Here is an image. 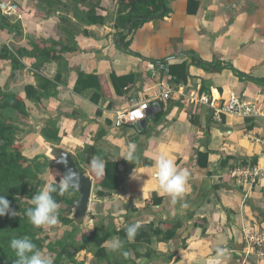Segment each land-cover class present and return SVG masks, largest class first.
I'll return each instance as SVG.
<instances>
[{
  "label": "crops",
  "instance_id": "1",
  "mask_svg": "<svg viewBox=\"0 0 264 264\" xmlns=\"http://www.w3.org/2000/svg\"><path fill=\"white\" fill-rule=\"evenodd\" d=\"M44 1L0 0V3L17 5L16 12L7 16L18 21L20 33L0 28V49L8 47L18 57L20 67L0 58V85L4 84L0 87L15 93L25 104L26 115L22 116L31 126L21 128L18 136L24 143L22 153L29 159L44 154L52 160L53 147L69 151L95 188L103 176L97 177L90 171V160L94 156L104 161L106 157L126 160L128 153L135 150L140 130L147 127L151 134L138 165L123 176L117 192L104 198L95 196L96 199L113 204L111 213L121 214L124 219L126 210L113 211L116 201L124 203L126 208L136 207L141 213L146 208L154 210L165 205L167 213L162 212L158 216L160 220L169 214L184 216L198 194L202 200L198 199L195 206L190 207L194 209L193 220L200 226L190 232L186 248L175 249L172 241L154 240L152 246L159 252L160 259L139 258L137 264H240L242 250L230 247L232 230L225 207L236 212L235 223L240 228L241 215H248L245 223L255 221L264 225V178L258 179L255 185L244 180L240 183L230 170L243 159L252 158L257 159L256 165L264 167V119L220 114L202 103L201 98L208 96L215 106H221L231 93L246 101L264 102V0H165L166 14L153 16L127 34L124 41L120 38L125 36V30L114 26L117 0H81L79 3L51 0L50 11ZM92 6L104 17L103 23L87 24L80 19L78 13ZM127 42L125 47L123 43ZM34 45L53 47L55 50L50 55L59 58L37 62L34 55L16 53L19 50L34 53ZM63 46L71 50L64 51ZM180 63L188 64L189 76L186 84L176 85L167 69ZM235 70L242 72L243 77ZM80 72L96 75L100 91L93 88L76 91L74 87ZM130 73L135 74V80L117 93L111 75ZM37 78L52 82L55 87L50 91L54 94L40 100L28 99L25 93L28 85L35 86L39 93L45 91L36 85ZM259 80L261 83L256 82ZM162 83H169L173 88L168 100L158 98ZM200 88L202 92L198 93ZM132 92H138L150 102V114L155 106L152 116L161 110L165 113L163 118L153 122L152 116H148L144 127L124 125L116 129L113 120L119 110L128 106ZM50 118L56 120L60 137L57 143L48 141L40 132ZM197 150L208 152L210 171H216L221 161L230 155L221 182L227 184L223 188L229 186L231 190H214V183L221 182L217 181L215 172L203 174L205 171L197 167ZM161 154L172 159L178 171L188 173L183 194L187 198L175 205L167 200L169 197L160 190L155 179L154 162ZM124 166V163L119 164L120 172ZM239 185L251 208L244 204V197L235 195H240L233 189ZM159 225L162 229L169 227L165 223ZM218 248L224 250L223 255L217 254ZM173 251H176L173 258L161 260Z\"/></svg>",
  "mask_w": 264,
  "mask_h": 264
},
{
  "label": "trees",
  "instance_id": "2",
  "mask_svg": "<svg viewBox=\"0 0 264 264\" xmlns=\"http://www.w3.org/2000/svg\"><path fill=\"white\" fill-rule=\"evenodd\" d=\"M68 1L75 3L81 2V0H67V2ZM44 2L50 11L52 9L51 0H45ZM53 3L58 2L53 0ZM63 5L65 7L68 6L67 3ZM165 8V0H117L114 26L122 27L126 32L125 36L120 38L121 41H124L127 34L139 28L144 22L148 21L153 16L158 15L161 10ZM78 14H81L78 16L87 24H101L104 22V17L96 13L94 6H92V8L90 7L87 11ZM165 14L166 9L163 15ZM18 26V21H12L6 14L0 12V28L14 30L17 34H19L20 32ZM128 44L129 42L123 43L125 47H127ZM33 49L35 51L34 53L23 50L16 51V53L18 56L28 54L34 55L37 58V62L48 61L49 58H59L57 56L54 57V55H50L51 52L55 50L53 47L38 48L34 45ZM62 49H64V51L71 50L68 46H63ZM0 58L10 60L12 64H14V67H20L18 57L6 46H3L0 49ZM167 72L171 75V80L176 85L186 84L189 76L187 63L170 65ZM235 73L238 74V76L243 77L242 72L235 70ZM111 79L116 92L121 93L124 87L127 88L133 83L135 80V74L130 73L123 76L112 74ZM256 82L261 83L260 80ZM36 85L43 88L45 90L44 93H39L36 91L35 86L28 85L25 87V93L28 99L40 100L43 96L47 97L54 94L53 90L50 91V88L53 89L55 85H53L48 79L37 78ZM74 88L76 91L87 88H93L96 91H100L101 89L96 75L84 74L82 72L78 74ZM199 92H202L201 88L198 90V93ZM2 111L6 115L2 114ZM14 112L26 115L23 100L15 93L6 92L0 88V195H5V197L10 201L11 209L17 212L16 216L6 214L5 216L0 217V264H14L15 256L9 246L10 240L13 237H22L24 235L29 236L32 242L36 245L37 249L40 251L44 248L43 243L45 240L37 235L38 228L28 222L24 212L30 206L28 201L38 192L37 189L30 183V180L35 179L37 174L46 166L51 165L52 162L47 156H43L44 161L41 162V156L29 159L23 155L21 152V146L19 144L17 145L15 142L19 134L22 133V129H20L17 125H14L12 123L13 121H11L14 117ZM7 114L11 115L12 118L8 117L6 120ZM164 115L165 113L159 110L152 116V121L154 122L158 119H162ZM134 131H137V129ZM40 132L48 141L50 140L54 143L60 141L56 120L50 118L44 124ZM138 132L139 131H137V133ZM140 133L141 137L138 139L134 150V155L136 157L134 161H118L106 157L105 175L99 182L96 183L95 187V196L97 198H104L112 195L114 192H117L123 176L126 175L132 168L136 167L140 162L143 150L147 146V139L151 132L147 129V127H145L140 130ZM55 148L54 149L57 150V147ZM207 156V151L197 150L195 158L197 167L205 171L203 174L208 175L215 172L216 178L218 177L217 181L221 182V174L224 167L227 165V159L230 155L221 161V164L218 166L216 171H210L207 164ZM256 161L257 159L255 158H252V160L243 159L241 164L254 166L256 165ZM120 163L125 164L122 172L119 170ZM51 183H59V181L54 180ZM224 185L227 184L224 182L214 183L213 188L215 191H219V189L223 188ZM224 188L225 190L232 189L228 186H225ZM242 188V185H239L233 189L244 197V192L240 191ZM71 191L72 189L70 192ZM53 197L58 205L63 204L65 206L64 209L62 208L58 210L59 220L66 225L77 222L75 225H72V229L66 232L62 238L56 239L55 241H48L45 245V248L51 252L54 258V264H63V259H67L70 263H74L77 253L83 250H92L98 262L103 261L106 264H137L136 260L139 258H146L148 260H153L155 258L160 259L159 252H157V250L152 246L154 240L159 242L172 241L175 244V249L186 248L190 232L193 228H196V226H200L198 222L193 220L194 209L190 208L191 206H195L198 199L202 200V197H200L199 194L196 195L197 199H195L187 208L188 211L184 214V216L181 213L173 215L169 214L166 219L161 220L158 219V216H160L164 211L167 213L165 205H160L161 208L154 210L146 208L144 212L141 213L136 207L126 208L124 203L116 201L113 211L122 209L126 210L124 215L125 228L118 229L114 223L105 224L104 220L106 217L97 216L95 217L94 227L90 233L80 232L79 226L82 222L80 217H70L73 209V202L76 197L69 196L68 193L64 195L54 193ZM184 198H187V196L183 195L180 199ZM169 199L170 198H167V200ZM245 201H248L247 197L245 198ZM105 206L104 211L111 212L110 208L113 204H105ZM180 207L181 206H179V208ZM225 211L227 213L229 227L232 230L230 247L233 250H243V234L241 228L235 223L236 212L233 209H225ZM151 216L157 217L150 220L149 218ZM160 223H165L166 225H169V227L162 229L159 225ZM131 224H137L139 225V228L134 240L129 241L126 237L125 230L127 226ZM202 228V233H204L206 228L204 225ZM78 233H80L79 239H77ZM113 238H119V240L123 242L122 247L118 250V253H116V250L105 247V243ZM174 254H176V251L166 254L161 260L165 262L171 259ZM234 258H237V256H234ZM232 263H234V261H232Z\"/></svg>",
  "mask_w": 264,
  "mask_h": 264
},
{
  "label": "clouds",
  "instance_id": "3",
  "mask_svg": "<svg viewBox=\"0 0 264 264\" xmlns=\"http://www.w3.org/2000/svg\"><path fill=\"white\" fill-rule=\"evenodd\" d=\"M135 159L134 151H130L126 161L132 162ZM57 162L67 165V160L64 157H61ZM154 166L155 179L158 182L160 190L167 195L170 198V202L175 205L185 192L188 173L178 171L174 161L163 154L155 159ZM89 168L95 176L102 177L105 175L106 162L101 157L94 156L89 162ZM134 178L140 179V177ZM79 182V174L72 169H68L63 174L59 183H49L42 190L34 194L29 201L30 206L24 212L28 222L38 228H51L57 225L59 223L58 204L53 194H70L71 189L79 187ZM6 214L16 216L17 212L11 209L10 201L5 195H0V217ZM138 228L139 225L137 224L127 226L125 231L129 241L134 240ZM122 243L123 242L117 238L110 242V248L112 250H118L122 247ZM9 246L15 256L14 264H54L53 256L51 254H44L37 249L36 245L27 235L13 237L10 240ZM223 252V249H217L218 255H223Z\"/></svg>",
  "mask_w": 264,
  "mask_h": 264
},
{
  "label": "built area",
  "instance_id": "4",
  "mask_svg": "<svg viewBox=\"0 0 264 264\" xmlns=\"http://www.w3.org/2000/svg\"><path fill=\"white\" fill-rule=\"evenodd\" d=\"M0 10L3 14H14L17 10V5L11 2H1ZM173 88L169 83H162L158 91V98L168 100L171 98ZM202 103L210 106L211 109L218 113H233L242 117H261L264 119V102L259 104L257 102L246 101L240 98L237 94L231 93L229 99L221 106H215L208 96L204 95L201 98ZM150 108V102L139 95V93L132 92L129 94L128 106L117 112L113 120V126L117 129L124 125H137L140 120L147 117V112ZM216 109V110H215ZM221 121V119L219 118ZM233 177L239 179L241 183L250 182L255 185L258 179L264 178V167L258 165H242L233 167L231 170ZM247 195H244V199ZM242 237L244 241V248L241 251L240 264H247L248 262L256 261L259 264L264 262V225L257 223H242L241 224ZM233 252V251H231Z\"/></svg>",
  "mask_w": 264,
  "mask_h": 264
},
{
  "label": "rangeland",
  "instance_id": "5",
  "mask_svg": "<svg viewBox=\"0 0 264 264\" xmlns=\"http://www.w3.org/2000/svg\"><path fill=\"white\" fill-rule=\"evenodd\" d=\"M68 24L69 23H66V25H68ZM3 85L4 84H2L0 86H3ZM2 114L6 115L3 111H2ZM13 116L15 118L14 117L12 118L11 115L7 114L6 120H7L8 117L12 118L11 119V121H13L12 123L14 125H17L20 129L21 128L22 129H27V126H31V125H29V123H30L29 120L26 119L25 116H22V114H20V113L15 114V112H14ZM22 119H24V120H22ZM8 122H10V121H8ZM150 124L151 123H149V125ZM156 129H157V126H156ZM15 142H16L17 145L19 144L21 146V152H22V146H23L24 143L22 144L21 140L18 137H17ZM54 148L55 147H53V149H52V157H55V152H56L55 149L56 148L55 149ZM37 156H41L42 158H40V161L43 162L44 161L43 156H46V155L40 154V155H37ZM51 162H52V160H51ZM236 166H238V165H233L232 167H236ZM61 178H62V175H61L60 171L58 169H56L54 167L53 163H52L51 165L46 166L41 172H39L35 179H31L30 183L37 189V191H40V190H42L44 187H46L49 183H51L54 180L60 182ZM220 189H223V191L225 190V188H220ZM219 192H222V191H219ZM235 195L238 198H241V196H242V195H238V194H235ZM69 196L77 197L78 193L74 189H72V191L70 192ZM219 200H220V195L218 193V201ZM29 201H28V203H29ZM244 204H247V202L245 201ZM247 205L250 206V204H247ZM104 206H105V204H104V202L102 200L99 202L96 199V197H95V188L93 187L92 198H91V201L89 203V210L87 212V215L85 217L81 218L82 222H81V224L79 226L81 233H84V232L90 233V231L94 227L95 217H97V216L106 217V219L104 220L105 224L114 223L115 225L118 226V229L125 228V219H124V217L121 214L105 212L104 211ZM64 207L65 206L63 204L62 205H58V210L62 209V208L64 209ZM223 208H224V206H223ZM250 208H251V206H250ZM225 209H226V207H225ZM240 210H242L241 206L239 208V211ZM74 212H75V209L73 208L72 209V213L70 214V217H75L74 216ZM244 216L245 217H243V215H241V217H242L241 220L242 221H240V224H242L243 222L245 223L246 219L249 220L248 215H244ZM244 218H245V220H244ZM76 223L69 224V225L67 224L66 225V224H63L59 220V223L57 225L51 227V228H48V227H40V228H38L37 227L38 228L37 235L39 237H42V238L45 239L44 243H43L44 244V248H43V250L41 252L44 253V254H51V252H49L45 248V245L48 243V241H55L56 239L62 238L66 232H68V231H70L72 229V225H75ZM246 223H257V222H255V221L247 222L246 221ZM79 234L80 233L77 234V239H79ZM46 237H47V239H46ZM115 239H117V238H113L112 240L106 242L105 243V247H109L110 248V242L115 240ZM118 250H116V253H118ZM87 251H92V250H87ZM231 251H232V249L229 250V253L232 254ZM261 263L264 264V262H261ZM63 264H106V263L103 262V261L102 262H98V260L96 259V257L94 256L93 253H87V252L85 253L84 251L83 252L80 251L79 253H77L74 263L73 262L70 263L67 259H63Z\"/></svg>",
  "mask_w": 264,
  "mask_h": 264
},
{
  "label": "water",
  "instance_id": "6",
  "mask_svg": "<svg viewBox=\"0 0 264 264\" xmlns=\"http://www.w3.org/2000/svg\"><path fill=\"white\" fill-rule=\"evenodd\" d=\"M163 12L164 9H162L161 12L155 16H162ZM162 67L166 68V65H163ZM154 108L155 106L153 105L151 114L147 112V116H152L154 113ZM145 121L146 119L140 120L136 127H144ZM61 157H64L67 160V165L57 162ZM52 163L54 167L60 171L62 176L68 169H72L74 172L79 174V187L74 189L78 193V196L73 202V208L75 209L74 216L76 218L85 217L89 210V203L93 193L92 179L85 173L83 169L78 167L75 158L69 151L60 148L57 149L55 152V157L52 159Z\"/></svg>",
  "mask_w": 264,
  "mask_h": 264
}]
</instances>
